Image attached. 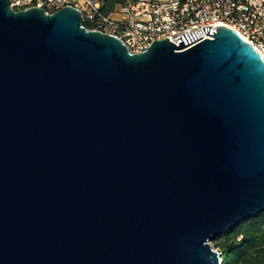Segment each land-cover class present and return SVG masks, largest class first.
Here are the masks:
<instances>
[{
	"label": "water",
	"instance_id": "water-1",
	"mask_svg": "<svg viewBox=\"0 0 264 264\" xmlns=\"http://www.w3.org/2000/svg\"><path fill=\"white\" fill-rule=\"evenodd\" d=\"M132 53L0 0V264H222L264 212V60L227 27Z\"/></svg>",
	"mask_w": 264,
	"mask_h": 264
},
{
	"label": "built area",
	"instance_id": "built-area-1",
	"mask_svg": "<svg viewBox=\"0 0 264 264\" xmlns=\"http://www.w3.org/2000/svg\"><path fill=\"white\" fill-rule=\"evenodd\" d=\"M15 11L42 9L46 14L72 7L82 16L83 26L118 38L132 53H140L156 40L175 38L198 31L202 38L185 46L196 45L217 27H227L250 45L264 60V0H127L104 16L95 0H8Z\"/></svg>",
	"mask_w": 264,
	"mask_h": 264
},
{
	"label": "trees",
	"instance_id": "trees-1",
	"mask_svg": "<svg viewBox=\"0 0 264 264\" xmlns=\"http://www.w3.org/2000/svg\"><path fill=\"white\" fill-rule=\"evenodd\" d=\"M127 0H101L100 11L111 15ZM86 29L93 26L86 24ZM211 245L222 255V264H264V212L242 221L229 232L218 236Z\"/></svg>",
	"mask_w": 264,
	"mask_h": 264
},
{
	"label": "crops",
	"instance_id": "crops-1",
	"mask_svg": "<svg viewBox=\"0 0 264 264\" xmlns=\"http://www.w3.org/2000/svg\"><path fill=\"white\" fill-rule=\"evenodd\" d=\"M100 1L101 0H95V2L100 6Z\"/></svg>",
	"mask_w": 264,
	"mask_h": 264
}]
</instances>
